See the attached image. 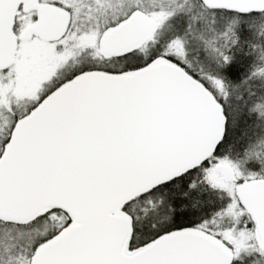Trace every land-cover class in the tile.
Instances as JSON below:
<instances>
[{
	"label": "snow or ice",
	"instance_id": "6c2138e0",
	"mask_svg": "<svg viewBox=\"0 0 264 264\" xmlns=\"http://www.w3.org/2000/svg\"><path fill=\"white\" fill-rule=\"evenodd\" d=\"M0 264H264V0H0Z\"/></svg>",
	"mask_w": 264,
	"mask_h": 264
}]
</instances>
